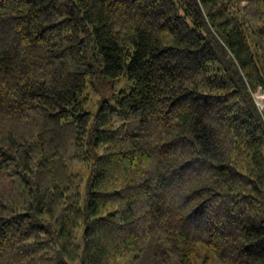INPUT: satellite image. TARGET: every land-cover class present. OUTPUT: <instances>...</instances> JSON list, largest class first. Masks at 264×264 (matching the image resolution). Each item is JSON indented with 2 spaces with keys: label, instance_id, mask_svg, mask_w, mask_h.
Listing matches in <instances>:
<instances>
[{
  "label": "trees",
  "instance_id": "16d2710c",
  "mask_svg": "<svg viewBox=\"0 0 264 264\" xmlns=\"http://www.w3.org/2000/svg\"><path fill=\"white\" fill-rule=\"evenodd\" d=\"M257 90L264 0H0V264H264Z\"/></svg>",
  "mask_w": 264,
  "mask_h": 264
},
{
  "label": "rangeland",
  "instance_id": "374dc122",
  "mask_svg": "<svg viewBox=\"0 0 264 264\" xmlns=\"http://www.w3.org/2000/svg\"><path fill=\"white\" fill-rule=\"evenodd\" d=\"M130 90H131V82H129L126 77H121L115 83V92L124 91L128 93ZM252 97L254 99L257 109L263 113L264 112V91L257 90L255 93L252 94ZM98 101H99L98 95L95 93H92L91 100L88 105V111L90 112L91 117L94 116L98 110V106H99ZM109 104L114 105V100H111ZM118 264H134L133 254H128L122 257L118 261ZM207 264H222V263L215 261L209 256Z\"/></svg>",
  "mask_w": 264,
  "mask_h": 264
}]
</instances>
